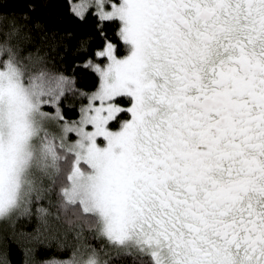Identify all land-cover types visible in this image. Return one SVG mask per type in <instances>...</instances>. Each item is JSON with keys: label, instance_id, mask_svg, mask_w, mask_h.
<instances>
[{"label": "snow or ice", "instance_id": "snow-or-ice-1", "mask_svg": "<svg viewBox=\"0 0 264 264\" xmlns=\"http://www.w3.org/2000/svg\"><path fill=\"white\" fill-rule=\"evenodd\" d=\"M65 2L94 90L0 14V224L71 236L45 264H264V0Z\"/></svg>", "mask_w": 264, "mask_h": 264}, {"label": "trees", "instance_id": "trees-1", "mask_svg": "<svg viewBox=\"0 0 264 264\" xmlns=\"http://www.w3.org/2000/svg\"><path fill=\"white\" fill-rule=\"evenodd\" d=\"M35 5V11L29 12L28 4ZM0 14L23 16L27 14L30 24L39 23L48 33H56L64 37L63 47L57 49L62 60L59 67L67 75H74L77 87L82 91L94 90V77L88 70L75 69L73 67L81 59L76 54L78 40L91 30V22L88 24L74 18L68 10L65 0H0ZM23 24L24 21L21 20ZM95 47V42H93ZM66 104L69 102L66 101ZM71 103L78 105V100ZM69 118H76L75 110L65 108ZM23 221H17L16 227L8 224H0V264H25V253L31 250L29 257L34 264H45L46 261L67 260L70 258V249L61 248L60 245H71V236L65 238L59 232L42 233L39 239L30 237V226L20 225ZM147 258L128 256L117 259L113 264H144Z\"/></svg>", "mask_w": 264, "mask_h": 264}]
</instances>
